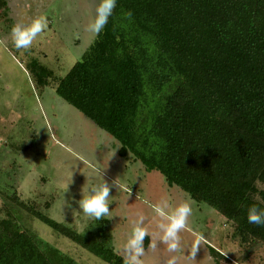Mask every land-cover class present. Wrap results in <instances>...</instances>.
Wrapping results in <instances>:
<instances>
[{"label":"trees","instance_id":"obj_1","mask_svg":"<svg viewBox=\"0 0 264 264\" xmlns=\"http://www.w3.org/2000/svg\"><path fill=\"white\" fill-rule=\"evenodd\" d=\"M28 67L37 87L55 82L59 97L115 138L120 156L132 154L208 204L245 242L264 243V226L246 218L247 206H264L257 200L264 198V0H117L63 76L35 58ZM79 242L122 264L111 248ZM54 254L61 255L15 221L0 220V264H54Z\"/></svg>","mask_w":264,"mask_h":264},{"label":"rangeland","instance_id":"obj_2","mask_svg":"<svg viewBox=\"0 0 264 264\" xmlns=\"http://www.w3.org/2000/svg\"><path fill=\"white\" fill-rule=\"evenodd\" d=\"M97 2L5 0V5L0 4V220L15 221L20 229L33 234L39 244L58 250L61 255L54 254V264H67V258L76 264H111L79 241L103 244L122 256L115 244L123 243L137 214L144 215L145 226L155 238L161 218L153 205L162 198L173 205L188 199L193 215L181 235L189 245L197 235L202 236V245L198 246L196 261L181 256L177 264H207L208 260L209 264H264L263 242H245L233 224L208 204L196 202L177 185H170L158 171H147L132 154L120 156L118 141L59 97L54 91L55 82L44 88L34 84L28 67L31 58L61 77L87 49L95 37L87 31V25ZM40 15L47 21L46 30L29 50L15 48L11 26L30 23ZM75 165L66 199L69 195L79 198L78 190L85 176L97 166L104 168L103 175L109 183L115 180L119 185L110 192L114 201L109 209L114 217L103 222L88 220L89 229L85 232L81 230L82 213L60 208L69 166ZM28 205L70 229L78 240L51 228L29 211ZM72 207L77 208L74 202ZM225 251L227 254L223 255ZM168 255L163 244L156 250L149 248L145 264H165Z\"/></svg>","mask_w":264,"mask_h":264},{"label":"clouds","instance_id":"obj_3","mask_svg":"<svg viewBox=\"0 0 264 264\" xmlns=\"http://www.w3.org/2000/svg\"><path fill=\"white\" fill-rule=\"evenodd\" d=\"M117 5V0H98L95 14L89 24L87 31L94 35H99L108 23L109 17L113 14V9ZM131 15V12L128 13ZM47 28V21L43 15L31 20L30 23L17 22L11 26L10 35L15 48L29 50L37 37ZM76 165L69 166V175L63 185L61 193L60 208L71 209L77 213H82L84 223L81 224V230L85 232L88 228V220H110L114 217L109 205L114 200L110 192L113 187H119L115 180L109 183L103 175L104 168L99 166L90 170L89 175L85 176L84 183L78 190L79 198L73 196L65 198L68 186L72 182L73 170ZM258 201L264 202V198L257 197ZM77 206L73 208L72 204ZM154 212L161 218L156 225L158 233L155 238L150 236L148 228L145 226V217L143 214H137V217L130 222L131 227L126 232V238L123 243H116L115 249L122 253V264H145V237H148V246L156 250L159 245L166 246L169 253L165 264H177L181 256H190L193 261L198 251V246L202 245V236L197 235L191 244H187L181 233L189 224V218L193 215L192 204L188 199H183L176 204L169 202L167 198H162L158 204L153 205ZM246 218L250 224L264 226V206L261 203H254L246 208ZM185 250L187 254H185ZM227 251L223 253L226 255Z\"/></svg>","mask_w":264,"mask_h":264},{"label":"crops","instance_id":"obj_4","mask_svg":"<svg viewBox=\"0 0 264 264\" xmlns=\"http://www.w3.org/2000/svg\"><path fill=\"white\" fill-rule=\"evenodd\" d=\"M32 59V58H31ZM30 61V60H29ZM41 62V61H40ZM42 63V62H41ZM72 66V65H71ZM50 85V84H49ZM48 86V85H47ZM46 87V86H45ZM54 91H55V86H54ZM64 100V99H63ZM65 101V100H64ZM66 102V101H65ZM67 103V102H66ZM119 143V142H118ZM119 144L118 145H116V147H117V152H118V148H119ZM129 155V154H128ZM144 243H145V248H146V250L147 249H149L150 247L148 246V244H149V240H148V237H145V241H144ZM151 249V248H150ZM205 252H206V250H205ZM206 253H208V252H206ZM209 257V256H208ZM207 264H209V260H208V262H207Z\"/></svg>","mask_w":264,"mask_h":264}]
</instances>
